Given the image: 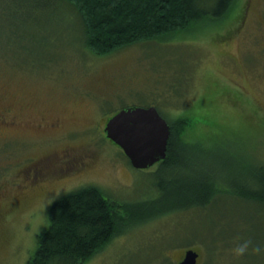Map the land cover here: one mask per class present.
Instances as JSON below:
<instances>
[{"label": "rangeland", "instance_id": "obj_1", "mask_svg": "<svg viewBox=\"0 0 264 264\" xmlns=\"http://www.w3.org/2000/svg\"><path fill=\"white\" fill-rule=\"evenodd\" d=\"M74 12L56 0H0V110L19 120L0 126V264H26L51 204L86 186L153 203L84 264H179L192 248L199 264H264V200L247 197L264 180V0L104 56L88 50ZM132 106H154L173 126L179 162L135 169L102 135ZM42 115L64 130L39 131ZM68 145L91 154L77 155L85 169L25 194L12 186L27 159Z\"/></svg>", "mask_w": 264, "mask_h": 264}, {"label": "trees", "instance_id": "obj_2", "mask_svg": "<svg viewBox=\"0 0 264 264\" xmlns=\"http://www.w3.org/2000/svg\"><path fill=\"white\" fill-rule=\"evenodd\" d=\"M58 1L70 6L80 18L88 50L104 56L131 45L160 41L188 31L200 21L220 19L237 0ZM170 126L167 156L161 169L179 162L178 149L183 150L176 143L173 126ZM198 196L199 190L194 191L193 200L201 202ZM247 197L264 200V180L263 190L247 194ZM151 203L117 202L106 198L93 186L65 193L49 207L47 229L38 236L37 248L26 264H84L133 223L142 222L141 213ZM161 213L165 212L158 211L157 215Z\"/></svg>", "mask_w": 264, "mask_h": 264}, {"label": "water", "instance_id": "obj_3", "mask_svg": "<svg viewBox=\"0 0 264 264\" xmlns=\"http://www.w3.org/2000/svg\"><path fill=\"white\" fill-rule=\"evenodd\" d=\"M104 130L135 169H148L167 156L171 126L154 106L123 108L109 118ZM199 258L197 249H187L179 264H199Z\"/></svg>", "mask_w": 264, "mask_h": 264}, {"label": "flooded vegetation", "instance_id": "obj_4", "mask_svg": "<svg viewBox=\"0 0 264 264\" xmlns=\"http://www.w3.org/2000/svg\"><path fill=\"white\" fill-rule=\"evenodd\" d=\"M32 111H35L36 114H39L34 108H32ZM113 115H111L109 118H111ZM29 117L32 116L29 115ZM36 118L37 121L36 120L34 121L35 122L34 125H36L37 129L41 132L45 131V133L49 134L54 131L64 130L62 128L63 121L59 118L56 117L47 118L46 116L43 115L36 116ZM109 118L106 119L105 125L109 120ZM17 124H19L18 117L16 116V114L12 113L11 109L0 110L1 127L12 129ZM105 125L102 127V135L104 133L106 138V133L104 130ZM62 133L65 138H69V139L75 134L72 128ZM77 155H91V154L79 153L75 148H72L68 145L61 151L47 154L45 156L36 159L33 158L27 159L24 165L22 166L19 175L17 176V182H13L12 186H14L16 190H18V193L25 194L34 190L35 188H38L37 190H41V188L45 184L50 183L54 180H62L65 179L67 176L74 175L78 171L85 169L89 165L88 160H84V158L81 157L79 158ZM161 163L162 161L154 164L153 166L159 165ZM1 189L2 186H0V192Z\"/></svg>", "mask_w": 264, "mask_h": 264}]
</instances>
